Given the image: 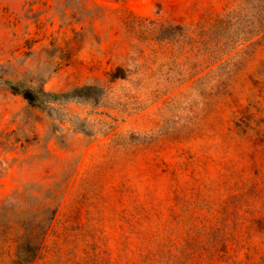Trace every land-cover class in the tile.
<instances>
[{"label": "rangeland", "instance_id": "rangeland-1", "mask_svg": "<svg viewBox=\"0 0 264 264\" xmlns=\"http://www.w3.org/2000/svg\"><path fill=\"white\" fill-rule=\"evenodd\" d=\"M0 205V264H264V0H0Z\"/></svg>", "mask_w": 264, "mask_h": 264}, {"label": "trees", "instance_id": "trees-1", "mask_svg": "<svg viewBox=\"0 0 264 264\" xmlns=\"http://www.w3.org/2000/svg\"><path fill=\"white\" fill-rule=\"evenodd\" d=\"M12 89L29 101L32 105L42 106L44 108H50L51 103H56L60 100H88L89 92L94 89L91 86H85L82 88H75L72 91L60 94H54L46 92L42 89H36L33 87H26L23 83H18L12 86ZM11 210L8 205H0V217L6 212ZM56 210L52 211V215H55ZM9 222H2L0 220V239L7 234V228ZM44 235L25 233L17 235L13 238L16 243V251L14 259L11 264H32L38 257L41 251Z\"/></svg>", "mask_w": 264, "mask_h": 264}]
</instances>
